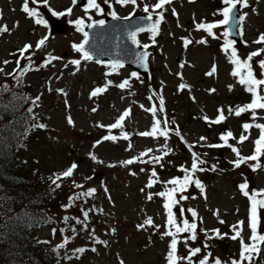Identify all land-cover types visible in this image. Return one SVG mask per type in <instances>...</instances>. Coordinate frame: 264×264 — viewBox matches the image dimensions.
Instances as JSON below:
<instances>
[{
	"label": "rangeland",
	"instance_id": "rangeland-1",
	"mask_svg": "<svg viewBox=\"0 0 264 264\" xmlns=\"http://www.w3.org/2000/svg\"><path fill=\"white\" fill-rule=\"evenodd\" d=\"M54 1L66 4L72 2V0ZM22 2L23 0L17 2L0 0L5 15L12 17L9 26L12 31L16 29L5 35L6 39L0 40V57L8 56V51L13 46L19 48L25 40L26 42L30 40L33 44V50L30 51H34L35 42L50 33V39L41 50L35 51L33 60L39 64L46 53L62 59L53 61L46 70L41 68L39 71L27 72L23 76L25 81H22L17 89H14L12 80L7 79L9 77L1 76L0 100L8 103L7 107L17 105L18 111H25L31 116L27 128L33 134L28 140V145L19 147L22 156L28 159L27 165L36 168L40 175H52L55 178V174L65 170L71 163L78 164L71 178L58 181L61 185L59 188L52 183L54 199L52 208L47 211L54 220L51 219L50 224L43 223L39 228H34L32 232L36 237L43 240L44 246L49 251L53 250L56 255L61 256L59 264H120L121 261L123 264H166V253L171 238L162 236V233L168 230L166 210L163 208L165 198L153 195V198L148 200L147 196L149 193L159 192L158 189L161 187H168L164 182L170 180L172 176L184 175L181 166L190 168L192 157L188 146L194 145L191 151H195L207 161L206 164L201 165L207 170L195 173L204 184L205 192L202 195L194 185L190 186L184 193L189 198L176 206L179 209L176 212L178 220L181 219L180 207L195 210L197 212L195 222L198 226L197 238L194 241L188 239L185 242V237L190 236V233L178 234L177 255L187 256L189 248H201L199 235L213 236L210 231L205 233L200 229H219L222 234L228 235L222 239L213 236L210 240L211 245L205 251L211 254L210 261L220 258L224 264H228L232 258H238L240 243L239 239H230L234 234L230 226L235 225L237 221H244L241 235L245 241L250 235L248 228L250 201L241 193L238 185L248 181L249 190L264 189V169L253 171L249 167V164L254 163L252 161L234 168L230 161L236 157L230 148H208L207 144L222 143L219 135L230 130L236 139H230L229 143L237 147L243 156L251 155L254 149L253 142L259 136L260 130L252 127L245 132L242 124L245 122L264 124V110H257L255 121L252 120L250 112L242 113L239 117L234 113L229 114V106L235 109L237 105L242 106L250 102L251 94L237 82V78L230 75L232 65L221 49L223 26L214 29L220 39L207 37L206 33L202 30L197 31L194 27V20L211 22L222 19L218 10L224 7L223 0H195L191 3L189 0H173L171 5L166 6L165 21L161 25L160 34L156 37V44H152L149 32L138 36V40L141 43H148L152 51L149 57L148 79L144 80L143 76H139V79L131 78L130 88L125 90L115 85L130 76L132 70L128 66H123L116 73L106 76L105 74L110 72L107 64L81 60L77 70V66L70 63L73 59L81 58V54L72 48V44L79 43L83 35L77 32L74 24L69 21L83 18L87 24L110 15L113 10L119 17L133 12L142 14L143 3L154 4L156 0H142V2L138 0L140 7L135 11L131 5L121 6L116 4L115 0L110 2L111 8L103 0H97L103 12L96 11L94 14L93 10L90 11L91 19L72 4L71 15L81 13L83 15L65 16L63 20L66 22V27L62 30H53L50 25L47 29L42 25L37 26L34 18L28 17L22 11ZM172 8L177 10L178 17L172 15ZM137 11L139 12L136 13ZM245 12H247L246 19L241 22L243 42L240 46L235 45L242 58L257 48L264 47L252 43L259 33H264V0H249V6L242 8V13ZM100 14L102 16H96ZM44 17L51 18V16ZM181 37H188L193 43L185 48ZM201 37L207 38V44L195 43ZM244 41H247V44ZM259 59H264V54ZM181 63L185 67L180 68ZM214 63L217 65V72L213 76H207L206 73L211 70ZM25 64L27 61L22 60L21 66ZM66 64L67 68H65ZM254 71L257 73L260 71L258 64H254ZM178 72L182 74V79L176 75ZM106 80H112L113 84L108 86L104 93L90 98V92L97 86H104ZM181 83L189 87L180 90L178 85ZM228 85H233L231 91ZM212 88L216 91L210 93L208 90ZM56 89H64V93H58ZM17 93L23 95L17 96ZM36 96H40V100L33 104L32 101ZM149 96L153 99L149 100ZM161 96L164 98V112H157L156 117L162 122L165 118L169 121L174 120L175 124H169V127L178 126L186 143L174 133H170L167 146L172 151L167 156H163L159 164L139 161L131 165L122 164L121 161L138 157L148 148H152L153 152L142 157L143 161H149L150 156L162 155L161 146L165 144L164 137H142L138 134L150 130L153 114L146 109L153 104L158 108ZM140 105H144V108ZM93 108L97 110L93 112ZM129 108L131 114L123 122L122 130L112 129L109 132L107 128L97 126L98 123L104 125L113 123L125 109ZM217 108L224 109L227 119L220 124L210 126L202 117L207 115L214 119ZM5 113L8 115L7 110ZM68 117H71L73 124L68 123ZM40 123L45 127L34 132L37 127L33 125ZM122 131L129 134L127 140L122 138ZM242 133L249 139L237 143ZM109 134L116 136L117 139L103 141L93 147L95 141ZM200 136L207 137V140L199 141ZM129 145H131L130 149ZM89 152L97 157V161L90 159ZM260 163L264 164V157L260 158ZM175 165L180 167L174 172L172 167ZM212 165L217 166L215 171L210 170ZM152 170L157 173V177L154 178L157 182L151 188H147ZM97 173L101 175L97 176ZM73 181L83 187H74ZM88 188H95L96 192L91 196H80L67 209L62 207L69 203V196L86 192ZM8 194L10 192L6 189H0V210L11 206V198ZM82 208L94 209L89 212V220L84 222L87 224V229L75 219L79 218L83 221ZM214 212L218 214L214 215ZM65 216L69 217L67 221L64 219ZM148 217L160 227L157 229L145 226L143 229H137L136 226ZM184 218L190 222L193 220L191 213L188 212H185ZM260 219L259 231L264 232V209L260 210ZM220 220L225 223L221 224ZM67 224H72L75 233L77 231L78 233L71 235L63 248H57V245L63 243L64 237H67ZM113 228L115 232L111 231ZM53 229L56 231L53 232ZM61 229L63 232L60 231ZM93 230L95 237L108 243H94L93 236L89 234ZM80 247L85 248V252L74 255L73 250ZM92 248H96L97 251H91ZM202 257L203 253L200 258ZM192 260L196 261L197 256ZM178 264H188V261L181 260ZM260 264H264V252L261 253Z\"/></svg>",
	"mask_w": 264,
	"mask_h": 264
},
{
	"label": "snow or ice",
	"instance_id": "snow-or-ice-1",
	"mask_svg": "<svg viewBox=\"0 0 264 264\" xmlns=\"http://www.w3.org/2000/svg\"><path fill=\"white\" fill-rule=\"evenodd\" d=\"M142 2V0H141ZM189 2H195V0H189ZM32 4L37 5V7H30V0H23L22 2V11L31 18H34V22L37 25H42L46 29L49 27V21L43 16V14L39 11V6L43 5L47 7L48 11L51 13L53 17H63L65 15H70L72 13V8L69 7L63 11H56L52 9L49 5V0H31ZM77 3V0H72V4L75 5ZM105 4H108L111 8L110 0H104ZM116 4H119L121 6H129L131 5L133 7V10L135 11L136 8L140 7V3H138V0H115ZM173 3V0H156L154 4H148L146 2L143 3V11L146 13L144 17H141V21H146L147 23L145 26H137L133 31H130L128 33L129 38L134 44L139 45L140 41L137 39V33L147 31L151 34L150 38L152 40V44H156V37L161 32V25L165 21V7L168 5H171ZM223 5L221 9L218 11L222 15V19L214 20L211 22H207L204 20L201 21H193L194 27L197 31H203L207 34V37H212L214 39H220V37L214 32V29L220 28L224 25H229L230 27H225L222 33L223 36V43L221 45L222 51L226 54V57L229 61V63L232 65V70L230 72V75L237 78V82L244 86L245 91L251 94V100L248 103H245L244 105H237L235 109H233L231 106H229L228 112L229 114L236 115L237 117L241 116L242 113L250 112L252 120L255 121L257 119V110H264V59H259V57L264 54V47H259L256 50L248 53V55L244 58H242L239 53L238 49L235 47L237 41L234 39H230V36L232 35L233 30H235L237 35L243 34V29L241 27V22H243L246 19L247 12L243 14L237 15L238 12V5L242 8H247L249 6V0H223ZM92 10H95L97 12H103V9L101 8V5L97 2V0H87L86 5L84 6V12L85 15H88V13ZM253 11H256L253 9ZM172 15L174 17H178V12L175 8L171 9ZM113 19H119L116 12L113 10L109 13ZM134 14L130 13L129 16H132ZM129 17H124L123 19L127 20ZM89 19L91 17L89 16ZM69 23L74 24L75 30L77 32L83 33V39L79 43H73L72 48L81 54L80 59H73L70 61L72 65L77 66V70L81 64V60L84 61H90L93 59V56L90 54L88 50H86L85 46L89 44V33L85 31V27L92 29L94 26L99 25L103 26L105 21L104 20H92L91 23L85 24V21L83 18H77L74 21H69ZM178 26H180L178 24ZM11 29L7 24L0 25V33H8ZM171 35V33H170ZM50 39V33L45 34L41 38H39L34 45V51L33 50V44L31 43H24L22 47L17 49L18 57L15 59L16 68L13 69L11 73H7L9 76H13L17 83L20 82L21 78L29 71L36 70L39 71L41 68L48 67L53 61L62 59L61 57L52 55L51 53H46L45 58L39 63L36 64V62L33 60V56L35 55V51H39L43 48V46L46 44V42ZM182 44L185 48H187L189 45L193 43L191 39L188 37H181ZM195 43L197 44H207V38L201 37L199 40H196ZM245 44H247V41H244ZM252 43L257 45H264V33H259L257 36V39L252 41ZM149 47L148 44H144L143 48L147 49ZM27 54V55H26ZM12 55H16V53H12ZM149 57V53L147 51H144L142 53H137L136 62L139 64L140 67L147 69V60ZM254 58H256L254 60ZM26 60L27 64L21 66V61ZM11 61L4 60L2 63L4 65L9 64ZM96 63L100 64L103 63V61L97 60ZM254 64H258L260 71L257 73L254 71ZM108 66L110 68V72L106 73L105 75H110L112 73H116L120 68H123V63L120 60H112L108 62ZM180 68L185 67L183 63H181ZM68 65H65V68H67ZM0 72H4V68L0 67ZM217 72V65L214 63L211 70L206 73L207 76H213ZM62 75V73H61ZM177 76H180L181 79L182 74L176 73ZM59 79L60 77H56ZM131 78H137L139 79V74L137 72H132L128 78L123 79L121 82L116 84L115 86L118 87L121 90L129 89L130 88V79ZM112 80H106V83L104 86H97L95 87L89 94L90 98L96 97L98 94H102L105 91H107L108 86L112 85ZM189 86L181 83L178 85V88L180 90H183L185 88H188ZM229 91L232 90L233 85H228ZM58 93H64V89H56ZM210 93L215 92L216 90L214 88L208 90ZM149 100H152L153 97L149 96ZM193 99H195L193 97ZM40 100V96H36L34 100L32 101L33 104H35L37 101ZM141 108H144V105H140ZM97 109L93 108L92 111L95 112ZM148 112H151L153 114V123L151 124V128L148 131L139 132L138 134L142 137H164L165 138V144L161 146L162 155L161 156H150L149 161H143L141 158L144 156H148V154L153 152L152 148H148L145 151L141 152L138 157H132L130 159L121 161L122 164L125 165H131L134 162H152L159 164L163 156H167L169 152L172 151L171 148L167 146V139L169 138L170 133H174L177 137L181 139L182 142L184 141V137L181 133V130L179 127L171 128L169 127V124H175V121H169L167 118L163 120V122L156 117L157 112H164V98L161 96L159 98V107L155 104H153L151 107L146 109ZM31 111V109H29ZM217 115L215 118H210L207 115L203 116L202 119L209 123L211 126L212 124H220L224 122L227 119V116L225 115L223 108H217ZM131 114V109H125L122 114H120L113 123L109 125H104L98 123L97 126L101 128H107L109 132L112 129H123V122L128 118ZM68 123L71 125L73 124V121L71 117L67 118ZM163 123V126H162ZM34 127L37 128H44L45 125L40 124H34ZM252 127H255L260 130V134L257 137V139L253 142L254 143V149L251 155L243 156L240 152V150L235 147L234 145L229 143L230 139H236V137L233 136V133L228 130L224 133H221L219 135V140L222 141V143H215V144H207L208 148H221V147H228L231 149V151L235 154L236 159L230 161V163L233 165L234 168H239L242 164H248L249 161H252L254 163L249 164V167L252 168L253 171H256L257 169H264V164L260 163V158L264 157V124L262 123H249L245 122L242 124V128L245 132H247ZM122 138L127 140L129 137V134L127 132H121ZM117 139L116 136H113L111 134L103 136L100 140H97L94 142L93 147H96L103 141L112 140L115 141ZM249 137L247 135H244L243 133L239 136L237 143H243L244 141L248 140ZM207 137L200 136L199 141H206ZM189 150L191 152V165L190 168H184L181 166V170L183 171L184 175L182 177H173L168 181H165V185H172V187H166L165 191L156 192V193H149L147 196L148 200H151L153 198V195L163 197L165 198V202L163 203V208L166 210V228L167 231L162 233V236L170 237V242L168 244V251L166 253V264H178L179 261L185 260L188 261V264H193L192 258L197 256L198 253H201L202 249L199 247L196 248H189L188 255L187 256H178L177 255V245L179 243L177 236L181 233H190V236L185 237V242L188 239L196 240V231H197V223L195 222L197 218V212L191 208L184 209L183 207H180L179 217L181 219L178 220V217L176 213L174 212V208L178 205H180L181 201L187 200L189 197L186 196L184 193H186L190 186H195L197 189L200 190V193L203 195L205 192V186L202 183L200 179H198L195 175L196 172H204L207 169L204 167H201V165H204L207 163V161L203 160L199 154H197L195 151H191V149L194 147V145H189ZM131 148V145H129V149ZM89 157L93 161H97V157L89 152ZM162 167V165H161ZM78 168V164L76 162L71 163L65 170L61 171L58 174H55V178L52 179V183L55 185L56 188H59L61 185L58 183L61 179H67L71 178L74 175V171ZM217 168L216 165H212L211 169L212 171H215ZM141 171H144V169H141ZM132 175H135V173H131ZM157 177V173L155 170L151 171V175L149 176L148 183L146 185L147 188H151L157 180L154 178ZM88 179H91V177H88ZM74 187L80 188L83 187L82 185L76 184L75 181H73ZM239 190L241 193L247 197L250 201L249 206V214H248V228L250 230V235L245 241V239L242 237V231H243V225L244 221H237L235 225L230 226L233 235L230 236V239L237 240L239 239L240 243V250L238 254V258H232L228 264H260V256L261 253L264 252V232L259 231V227L261 224L260 219V210L264 209V189H252L249 190V183L248 181H245L238 185ZM107 191V189H105ZM141 191H144V189H141ZM96 192L95 188H88L86 192L74 194L72 196L68 197V204L62 205L63 208L67 209L72 206V203L74 200L79 199L80 196H91ZM260 197V198H258ZM194 198V197H193ZM206 198V197H205ZM94 209H81V213L83 216V221H81L79 218H75L76 222L78 224H83L84 228L87 229V224H85V221L89 220V212L93 211ZM185 212L191 213V216L193 220L190 222L187 218H184ZM218 213L214 212V215H217ZM64 219L67 221L69 217L65 216ZM221 224L225 223V221L220 220ZM145 226H152L155 228H159L160 225H155L154 221L151 217H148L143 220V223L138 224L136 227L137 229H143ZM201 231H204L205 233H208L209 231L213 233V236L215 238H224L227 236V233H221L219 229H212V230H206V229H200ZM56 230L53 229V232ZM63 232V229L60 230ZM73 231L75 232V228H73ZM112 232H115V229H111ZM91 236H93L94 243L97 244H107V241H102L99 238L94 236V230L93 232L89 233ZM213 236H207L206 239H212ZM69 238L64 237L63 243L57 245V248H63L65 244L68 243ZM187 246V245H186ZM91 251L96 252V248H92ZM85 252V248L80 247L73 250V254L76 253H83ZM209 254L203 255L202 258L198 260V264H224V262L221 261L220 258H215L213 261H210ZM70 259L71 257H66ZM79 258V257H77ZM120 264H123V261L120 262Z\"/></svg>",
	"mask_w": 264,
	"mask_h": 264
},
{
	"label": "trees",
	"instance_id": "trees-1",
	"mask_svg": "<svg viewBox=\"0 0 264 264\" xmlns=\"http://www.w3.org/2000/svg\"><path fill=\"white\" fill-rule=\"evenodd\" d=\"M6 105L8 103L0 100V189L10 192L8 195L12 204L9 208L0 210V264H59L61 256L56 255L53 250L49 251L43 240L32 232L43 223L50 224L52 218L47 209L52 208L54 199V177L40 175L36 168L27 165L28 159L22 156L19 147L28 145L33 134L27 128L31 116L25 111H18L15 104L8 109L1 107ZM4 109H7L8 115ZM38 129L40 128H36L34 132ZM178 167L180 166L172 167L173 171ZM173 177L179 176L171 178ZM158 190L165 191L166 187ZM178 211L175 207L174 212ZM77 233L78 231L75 233L72 230L67 233V237ZM198 239L202 251L193 264H198L202 253L209 254L205 251L211 245V239H206L204 234L199 235Z\"/></svg>",
	"mask_w": 264,
	"mask_h": 264
},
{
	"label": "water",
	"instance_id": "water-1",
	"mask_svg": "<svg viewBox=\"0 0 264 264\" xmlns=\"http://www.w3.org/2000/svg\"><path fill=\"white\" fill-rule=\"evenodd\" d=\"M237 7V15H239L241 14L239 5ZM141 17L144 16H134L127 20L106 17L103 26L96 25L92 29L86 27L85 31L89 33L90 41L89 44L85 46L86 50L90 52L93 59L100 61L105 59L109 61L120 60L122 63L132 66L147 78V69L140 67L136 62L137 53H142L147 50L136 47L128 36V33L133 31L135 27L145 26L147 22L141 21ZM226 27L230 26L226 25ZM231 37L236 40L238 44H241L240 35H237L235 30H233ZM100 175L101 173H97V176Z\"/></svg>",
	"mask_w": 264,
	"mask_h": 264
},
{
	"label": "flooded vegetation",
	"instance_id": "flooded-vegetation-1",
	"mask_svg": "<svg viewBox=\"0 0 264 264\" xmlns=\"http://www.w3.org/2000/svg\"><path fill=\"white\" fill-rule=\"evenodd\" d=\"M30 5L31 7H37V5L35 4H32L31 3V0H30ZM49 5L52 9L56 10V11H63L65 9L68 8V4L66 3H62V2H57V1H54V0H49ZM39 11L43 14V16H51V18L49 19V24L51 25V29H58V30H62L66 27V22L63 20L65 16H72L71 14L70 15H65L63 17H56L54 18L51 13L48 11L47 7L43 6V5H40L39 6ZM76 16H81L79 14H77ZM8 17V18H7ZM12 19L11 16H6L5 15V10L4 8L0 5V25H3V24H7L9 26V21ZM9 28L11 29L10 32L8 33H0V40H3L5 39L6 37H4L5 35L7 34H10L12 31V28L9 26ZM3 37V38H2ZM17 49V47H12V53H14L13 51ZM11 53V58L9 59V61H11L9 64L7 65H4L2 61L1 62V65L2 67L4 68V71L5 73H11L14 69V62H15V57L14 55H12ZM16 53V52H15ZM16 65V64H15ZM10 78V76H9Z\"/></svg>",
	"mask_w": 264,
	"mask_h": 264
}]
</instances>
